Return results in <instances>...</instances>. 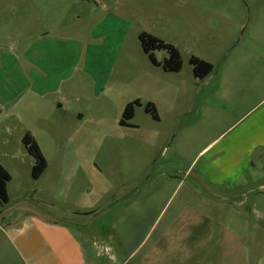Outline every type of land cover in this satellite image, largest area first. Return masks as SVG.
<instances>
[{
	"label": "rangeland",
	"instance_id": "obj_1",
	"mask_svg": "<svg viewBox=\"0 0 264 264\" xmlns=\"http://www.w3.org/2000/svg\"><path fill=\"white\" fill-rule=\"evenodd\" d=\"M29 1L0 0V21L17 12L24 30L37 28L38 17L47 19L52 31L86 38L96 21L106 18L97 17L95 7L113 13L118 9L131 24L120 55L129 66L118 63L114 71H124L132 89L125 98H115L109 90L97 97L90 77L83 74L81 91L73 94L68 86L62 94L64 115L51 117L64 120L39 137L51 172L59 167V157L67 159V202L49 199L51 194L42 189L49 188L48 178L37 182L19 164L24 155L32 157L14 117L7 131L0 128V163L13 173L11 202L5 208L0 204V264H39L41 253L31 256L23 242L13 237L12 243L6 232L29 214L69 228L58 239L68 248L73 243L70 233L87 248L91 230L101 234L111 229L109 242L115 252L132 253L128 264H264V164H257V170L248 166L238 177L207 165L222 145L264 111V105H258L220 135L264 95V76L254 80L250 69L252 31L256 27L254 33H264V0H41L38 8ZM257 13L263 14L261 19ZM108 20L95 27L96 35L109 28ZM142 29L180 50L179 72H141L142 60L150 64L137 38ZM5 33L0 28V41L7 39ZM155 54L160 61L167 57L164 50ZM192 56L215 66L204 81L193 75ZM144 75L158 87L136 107L131 120L136 127H121L123 105L138 95ZM147 99L157 106L159 120L145 112ZM36 106L52 114L48 103ZM92 118L99 124L91 123ZM216 138L209 152L199 154ZM23 186L25 194L20 193ZM226 227L243 238L229 240ZM224 236L227 241L221 240ZM32 245L36 251L43 246L38 240ZM222 251L230 254L222 256ZM48 260L53 263L54 257L48 255ZM72 260L68 256L67 261ZM103 262L100 258L99 264Z\"/></svg>",
	"mask_w": 264,
	"mask_h": 264
},
{
	"label": "crops",
	"instance_id": "obj_2",
	"mask_svg": "<svg viewBox=\"0 0 264 264\" xmlns=\"http://www.w3.org/2000/svg\"><path fill=\"white\" fill-rule=\"evenodd\" d=\"M28 3L32 8H38L41 0H30ZM93 12L97 17H101L102 15L100 16V14H106V18L96 21L93 25L94 27L86 34V38L80 35L79 37L68 38L62 32L52 31V24L47 19L38 17H36L34 25L37 28L24 30L19 27L20 18L17 12L9 14V16L5 17L6 20L0 21V28L7 30V33H5L7 42L6 40L0 41V128L7 131L8 125L13 123L11 118L14 117V125L17 124L21 127L18 133L21 142L27 133L34 137L48 163L44 173L34 180L39 182L45 177L48 178L46 185L49 188L47 187L48 189L45 190L42 185L40 187L46 192V195L51 194L52 197H49V199L56 203L67 202L63 187L64 169L66 168L64 166L67 159L66 157H59V167H56L55 171L51 172L50 160L41 146L39 136L56 128L64 120V118L55 119L51 117L56 115L59 118L61 112L62 116L64 115L65 103H59L60 100H64L62 94L65 96L68 86L71 87L70 92L73 94L81 91L83 74L90 77L89 79L93 83V93L97 97L105 95L109 90L115 98H125L132 89L130 82L123 77L125 72L119 71L115 74L114 71L118 63L120 66H129V60H125L124 57L121 58L120 56L126 48V39L131 25L129 19L123 18L116 8L114 9L115 13H113L104 7L97 6L93 9ZM256 15L261 19L263 14L257 13ZM107 20L106 25H109V28L103 30V34L96 35L94 33L95 27ZM10 30L14 31V40L13 35L8 32ZM143 32L147 31L144 29L137 31L138 40L139 35ZM252 32L253 43L250 49L251 78L258 80V74L264 76V43L262 42L264 33L261 35H259V31L254 33L257 32L256 27ZM101 40L103 41L102 44L99 43ZM141 51L150 62L147 65L146 61L142 60L144 64L140 66L141 72L149 69L152 74L156 69L162 68L151 63L142 47ZM165 73L168 72L165 71ZM207 77L199 80L204 81ZM157 87L156 81L144 75L141 79V88H138L139 93L133 97L132 101L138 99L142 104L147 92ZM78 99L77 97L76 100ZM132 101L125 102L123 109ZM42 102L48 103L52 107L53 111L50 116L39 111L36 106V104L40 105ZM147 103L155 105L150 99H147L145 104ZM260 104L264 105V95L254 107L250 108L246 114L242 115L220 135L223 136L226 131L233 125L238 124ZM155 107L157 108L156 105ZM78 115L80 116L81 114L79 113ZM80 121L76 125H79ZM90 121L91 123L99 124L97 119L92 118ZM132 125L136 127V125ZM217 140L216 138L209 142L199 154L206 150L209 152ZM28 155L30 154L28 153ZM30 157L32 158H28L27 154L24 155L23 163L19 162V164L25 166L24 168L28 170V175L32 177L31 171L35 164V159L32 155ZM11 158L14 159L13 156ZM210 159L212 160L207 162L208 167H214L219 172H232L234 177H238L239 173H242L248 166L257 170V164H264V111L256 114L248 125L222 145ZM0 165L11 175V180L7 185L10 203V184L13 180V173L4 163H0ZM261 166L263 167V165ZM255 173H259V171H255ZM53 178L54 180H51ZM21 188V194H25L28 190L24 186ZM9 203L4 205L3 208L7 207ZM22 219L15 224L12 222L9 231L7 230L6 232L10 234L9 238L12 243L13 237L23 242L31 256L38 257V254L41 253L42 257L38 259L39 264H99L100 258L103 259V264L129 263L132 253L127 254V251H124L119 255L115 252V248L111 246V242H109V239L112 238L111 229L110 233L102 230L101 234L97 233L96 230H91L87 248L84 241L70 233L69 239L73 243L68 248L67 245L64 247V245H60V241L58 242L62 232L67 233L69 229L61 222L51 221L35 214H29ZM226 229V233L231 237L224 236L221 239L222 241H227V238L229 240L243 238L239 232L232 231L228 227ZM36 240L43 244L37 251V245H32L33 241ZM61 241H65L64 237ZM29 247L33 248L30 249ZM221 254L228 257L230 253L222 251ZM48 255L54 257L53 263L48 260ZM68 256L73 259L72 262L67 261ZM141 264L147 263L142 262Z\"/></svg>",
	"mask_w": 264,
	"mask_h": 264
},
{
	"label": "trees",
	"instance_id": "obj_3",
	"mask_svg": "<svg viewBox=\"0 0 264 264\" xmlns=\"http://www.w3.org/2000/svg\"><path fill=\"white\" fill-rule=\"evenodd\" d=\"M139 42L143 51L148 55L151 63L156 66H160L164 71L167 72H179L182 68V60L180 50L171 43H167L159 37L143 32L139 35ZM164 50L167 52V57L160 62L155 56L156 51ZM189 63L193 68V75L195 78L204 79L211 75L215 71V66L204 59L196 56H192L189 59ZM140 100H134L129 102L123 109L122 117L119 124L123 127H134L131 120L135 116L136 107L141 106ZM145 112L149 114L154 120H159V114L157 108L153 103L145 104ZM23 145L30 155L35 159V164L32 168L31 174L33 179H38L47 168V160L34 139V137L27 133L23 137ZM11 180V175L9 172L0 165V204L2 206L9 203V195L7 191L8 182Z\"/></svg>",
	"mask_w": 264,
	"mask_h": 264
}]
</instances>
